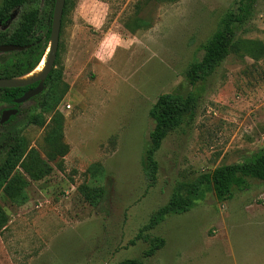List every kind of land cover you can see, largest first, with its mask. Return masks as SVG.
Wrapping results in <instances>:
<instances>
[{
    "label": "rangeland",
    "instance_id": "374dc122",
    "mask_svg": "<svg viewBox=\"0 0 264 264\" xmlns=\"http://www.w3.org/2000/svg\"><path fill=\"white\" fill-rule=\"evenodd\" d=\"M237 1L67 0L53 66L57 89H46L50 99L60 98L53 111L42 112L43 125L22 132L28 150L35 149L52 169L29 180L19 203L0 195L7 216L0 228V264L140 258L146 242L136 234L178 181L264 148V0H246L252 19L204 83L193 119L162 141L153 185L143 170L151 106L161 93L192 89L186 68L200 59L201 45ZM30 9L44 21L48 1L14 8L0 32L11 33ZM35 34L44 37V30L38 27ZM48 45L39 46L38 64ZM10 57L0 55V70ZM33 105L26 101L20 109ZM55 111L62 115L60 140L67 148L47 158ZM100 189V197H88ZM149 233L166 244L148 264H264V182L249 180L247 189L223 202L208 193Z\"/></svg>",
    "mask_w": 264,
    "mask_h": 264
},
{
    "label": "trees",
    "instance_id": "16d2710c",
    "mask_svg": "<svg viewBox=\"0 0 264 264\" xmlns=\"http://www.w3.org/2000/svg\"><path fill=\"white\" fill-rule=\"evenodd\" d=\"M31 1L0 0V23H4L10 18V13L14 8L21 7ZM47 1L48 9L44 12V21L40 20L37 9H30L22 14L19 25L11 33L0 32V45L14 44L25 47L22 50L0 53V55L11 56L0 70V77L17 78L29 73L37 66L40 57L34 56L41 43L48 44L50 39L55 0ZM162 1L173 2L176 0ZM245 1L238 0L235 10L226 11L221 15L219 27L201 45L200 59L191 62L186 68L184 78L192 89L185 95L177 91L161 93L151 106L149 115L153 120V127L148 134L143 161V170L149 185H153L156 181L158 163L155 153L159 150L162 141L182 124L189 123L193 119L204 83L236 48L239 31L252 19V9L246 5ZM66 3L67 0H65L63 13L66 11ZM38 27L44 30V37L35 34ZM13 55L14 58H12ZM57 56L58 53L56 58ZM32 57L34 60L26 62ZM55 64L56 62H54ZM53 74L54 68L48 73L43 90L27 100L34 102V105L27 109H20L23 103H16L15 100L27 90L35 88L37 82L23 87L0 88V105H5L0 111L17 109L16 114L11 115L6 122L0 124V195H3L12 204L23 200L21 196L24 193V188L29 184V180L41 179L52 169L46 161L38 156L35 149L28 150L22 132L30 124L43 125L45 118L42 112L53 111L52 109L57 104L60 95L50 99L46 90L48 87L57 89L56 81L52 78ZM52 100L53 104L49 106V102ZM36 108H39L40 112H36ZM21 112L25 116L19 120L18 114ZM61 121L62 115L55 111L52 119L54 124L50 126L46 138L49 151L47 158H51L53 154L62 156L66 152L67 147L60 140ZM249 180L264 182V148L255 151L240 162L223 164L191 179L178 181L166 204L153 212L148 222L136 234L137 239L142 238L146 242L141 257L125 258L116 264H148L146 260L153 257L166 244L164 237L151 234L149 230L157 226L168 215L188 212L198 202L203 201L208 193H212L219 202L229 200L233 197L235 190L247 189ZM100 195L101 189L98 193L89 194L88 197L94 199ZM6 221L7 216L0 205V228Z\"/></svg>",
    "mask_w": 264,
    "mask_h": 264
},
{
    "label": "water",
    "instance_id": "95a60500",
    "mask_svg": "<svg viewBox=\"0 0 264 264\" xmlns=\"http://www.w3.org/2000/svg\"><path fill=\"white\" fill-rule=\"evenodd\" d=\"M64 4H65V0H55L54 1L52 22H51V28H50L49 45L47 48V52L45 56L43 57L45 63H44V68L42 69V71L37 76H34L26 80L20 79L26 74L20 77H17V78H12V79L0 77V88L23 87L28 84L37 82V86L35 88L27 90L21 97L15 100L16 103H24L27 100H29L31 97L39 94L43 90L44 81L46 80L48 73L53 68L56 55H57L59 33H60V27H61V18H62ZM24 48H25L24 46H18L14 44H1L0 53L10 52L14 50H22ZM16 112H17V109L3 110L0 114V124L6 122L8 118L11 115L16 114Z\"/></svg>",
    "mask_w": 264,
    "mask_h": 264
},
{
    "label": "bare ground",
    "instance_id": "6f19581e",
    "mask_svg": "<svg viewBox=\"0 0 264 264\" xmlns=\"http://www.w3.org/2000/svg\"><path fill=\"white\" fill-rule=\"evenodd\" d=\"M44 58L41 60V62H39V64H37V66L28 74H26L25 76L21 77L20 79L26 80V78H28L29 75H38L42 69L44 68Z\"/></svg>",
    "mask_w": 264,
    "mask_h": 264
}]
</instances>
